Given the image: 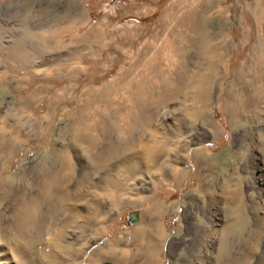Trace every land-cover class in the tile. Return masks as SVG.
I'll return each instance as SVG.
<instances>
[{"label": "rangeland", "instance_id": "obj_1", "mask_svg": "<svg viewBox=\"0 0 264 264\" xmlns=\"http://www.w3.org/2000/svg\"><path fill=\"white\" fill-rule=\"evenodd\" d=\"M174 2L0 0L1 186L28 192L62 165L65 171L63 161L84 166L55 182L49 202L59 197L62 203L43 208L47 227L41 233L29 224L28 239H5L24 264H98L99 254L106 255V242L100 248L99 239L122 235L126 210L146 200H161L170 210V239L158 264H226L241 252L250 264H264V101L237 98L246 110L237 127L227 121L225 108L237 102L226 95L233 89L231 74L256 37L264 46V0H222V20L207 26L214 36H227L231 52L203 112L192 90L195 78H190L213 72L202 60L200 35H191L183 64L170 62L168 50L161 62L156 60L159 64L149 61L159 55L162 40L174 27ZM164 12L168 15L162 23ZM158 30L161 37L149 47L150 32ZM120 69L143 78L154 99L134 110L124 102L106 106V133L90 154L78 106L103 79L122 84ZM126 96L117 94L116 99L125 101ZM249 102L257 112L250 111ZM213 237L216 242L206 248Z\"/></svg>", "mask_w": 264, "mask_h": 264}, {"label": "bare ground", "instance_id": "obj_2", "mask_svg": "<svg viewBox=\"0 0 264 264\" xmlns=\"http://www.w3.org/2000/svg\"><path fill=\"white\" fill-rule=\"evenodd\" d=\"M171 10H173V13H172L170 21H171V24L174 22V27L170 30L171 34L169 37L166 35L167 37H164L165 39L162 40L163 46L161 47L162 50L158 51L159 55H157V54L152 55V58L149 61L155 65L156 64L155 61L164 57L165 51L168 50L170 53V62H172L173 64H176V66L183 64L182 61L184 60V53L186 51H188V49H190V47H192L191 46L192 45L191 35L193 33H195L196 35H200L204 39V41H200V44H202V49H203L202 60L208 61L209 66H210V70H212L213 72L210 71L209 72L210 75L207 74V72L206 73L205 72L204 73L199 72L198 75H195L196 73H194L192 75L193 77L190 75V78H195L193 82L191 81V83H193V86H194L192 90H195L197 92L196 94H194V97L197 96V98H198L200 110L198 108L196 110H199V112H201V111L203 112L204 110H206L205 108H207V106H208V103H209L208 97L210 94H212L211 88L213 87V84L219 83L217 81L218 77H216V74L220 73L219 69L223 65V62L226 61L225 56H226L227 52H229V53L231 52V51H229V49H230L229 43L225 42V39H227V36L225 37L223 32L220 33L219 36H216V35L214 36L213 32L210 33L208 31V29H210V28L207 29V26H209V24H211L214 20H215V23L217 26H218V23L222 20V16L224 14L223 3H222V0H175V2L173 3V9H171ZM166 15H168V12L163 13L162 18H161L162 23H164V21L166 20V17H165ZM165 27L166 26H162V28H164V29H165ZM214 29H216V28H214ZM241 32L243 33L244 31L241 30ZM150 34H151L150 38L152 41H151V43L148 42L147 45L149 47H152L153 43H155L157 41V39L161 37L162 32L160 30H158V32L156 34V33H153L151 31ZM221 35L224 38L222 41H220ZM100 41H98V42H100ZM156 62H158V61H156ZM160 62H161V59H160ZM157 64H159V62ZM100 66H101V64H100ZM158 68H160V67H158ZM173 69L176 71L178 69V67L173 68ZM246 69H248V70H246ZM121 73H122L121 75H123V77H124V79H123L124 81H122V84L121 83H107V79H103V81H102L103 85L101 87H99L98 89H94L92 87L93 89L87 94V97L85 98L84 102H82L81 106H78V110H77L78 114L77 113L76 114L79 115L80 118H82V116H83V118H82L83 119L82 129L85 130L84 132L88 134L87 135L88 137L90 136V143L92 145L91 147H88L90 154H94L97 151L96 150V147H97L96 145L98 144L97 142L99 139H102L101 136H103L104 132L106 131L105 130L106 106H108L110 104L111 105L112 104L113 105L118 104V105L123 106L122 104L125 103V105L129 104L128 106H129L130 110H134L135 108L139 109V107L142 105H143L142 107H144V105L146 106V104H148L150 100L154 99L153 96L149 95L151 90L150 91L147 90L148 87L146 86V82L143 80V78L138 79L137 78L138 75L136 77L130 76L129 70H126V71L121 70ZM177 73H178V70H177ZM255 76H257L256 78L259 79L258 84H257L258 86H254L255 81L253 79ZM59 77L60 76H58V78ZM208 81H209V86H208ZM252 82H254L253 85L251 84ZM210 83H211V86H210ZM230 84H231L230 88H233V89L230 90L228 88L226 95L229 97V99H231V101L233 99V101H237V102L234 103L235 105L231 106V108L229 106H227L226 109L228 110V113H229L228 116H229L230 124L233 127H235L237 124H239V121L244 118V116H245L244 113L246 112V110L243 109V106L240 107L241 106L240 103L242 100L237 99V98H239V97L243 98V96H244L246 99L250 100V102L251 101L255 102V101H260V100L264 101V46L259 41V39H257V37L255 38L254 43L250 45L248 53H246V55H245V58L238 64L236 69L233 71V74H231V82L229 83V85ZM247 84L249 85L248 86L249 91L245 92V94H244L243 88L247 87ZM172 85H173V82H172ZM235 85H237V90L234 89ZM117 94H119V95L120 94L121 95L122 94H125V95L128 94V97L126 96L124 98L125 101L121 98H120L121 100H118V99H116ZM158 95H159V93H158ZM35 96L36 95H34V97ZM58 96L60 97V95H58ZM113 96H115V98ZM52 97H53V95H52ZM19 103H20V101H19ZM173 103H174V101H173ZM252 103H250V106H249L251 108L250 111L253 112V111L258 110V109H256L257 107L255 108L254 105H252ZM258 103H260V102H258ZM31 104H33V103H31ZM20 107H24V106H20ZM23 109H20V110L23 111ZM74 110H76V109H74ZM77 111H75V112H77ZM192 112H193V110H192ZM72 113H74V112H72ZM137 113H138V111H137ZM137 113L134 112V114H132V117L134 115H137ZM74 114H73V117H75ZM80 121H81V119H80ZM132 121H133V119H132ZM126 126H125V128H126ZM129 127H131V126L129 125ZM153 149H155V148H153ZM103 150H105V149H103ZM151 151L153 152V150H151ZM196 155H197V156H195L196 159L199 156L201 157L200 152H198ZM138 156H140V155L138 154L137 157ZM133 159H135V158H133ZM129 161L127 160V162H129ZM63 162H61V164H65V168H67L65 171H64V168L62 167L63 165L61 166V164L58 163L61 167L59 170L56 171L57 173H54V174H56V175H54L55 177L52 175L53 176L52 178H50V176H48L50 179L49 178L45 179V178H43L44 176L42 175L43 177H41V178H43V179L40 180L41 182L38 180L40 183L37 181L38 184L35 185L34 190L31 189L32 191L30 190V191L26 192V190L23 191L21 188L12 187L11 184H5L3 186H1V184H0V264H22L23 263L22 260L19 259L20 257H18L15 254L16 253L14 251L15 248L12 249V246H10V244L8 246L5 244L6 243L5 239L7 238V236H11L12 238H14V235H17L23 239L27 238L28 230H29V224H32V225L36 224L37 226H34L35 229L38 227L37 230L40 231V233H41V230H43L44 228L47 227L46 226V220H47L46 216L47 215H46V212H44L43 208L44 207L48 208V206H50L49 203H53V202H54V207H56V204L59 202V199H62L59 197H57L58 198L57 199L55 197L56 200H58V202H56L55 199L52 202L51 201L49 202V200H52V199H50V197L52 196V198H53V196L55 194V193H52L53 191H51V189L55 186V182L57 181L58 178L60 180V176L66 177L65 175L67 173H69V174L74 173V171L79 170V168L81 169L82 167H84L80 163V166L78 168V165H76L72 160H69V159L67 160V162L66 161H63ZM138 163H139V161H138ZM58 164H57V166H58ZM122 164H121V167L123 166ZM131 164H132V162H131ZM137 165L139 166V164H137ZM52 166H54V165H52ZM115 166H117V164ZM7 167H9V166H7ZM121 167L119 168V166H118V168L117 167L116 168L121 169ZM123 167H125V166H123ZM158 167H160V166H158ZM3 172H2V175H3ZM46 173H48V172H46ZM38 175H40V174H38ZM45 177H47V176L45 175ZM64 177H63L62 181L64 180ZM68 177H69V175H68ZM76 178H78V177H76ZM111 179H112V177H111ZM63 183H64V181H63ZM63 183L61 182V184H63ZM74 183L76 184L77 182H74ZM64 184L61 187H64ZM76 189H77V187H76ZM68 191H69V189H68ZM73 191H74V189H73ZM67 192H65V193H67ZM75 193H77V190ZM70 194L72 195V193H70ZM61 196L63 197V195H61ZM61 203H62V201L60 200L59 204H61ZM54 207H52V208H54ZM221 219H220V217H218L216 222H215V225L219 226ZM29 233H30V231H29ZM42 234H43V231H42ZM73 235H75L74 232H73L72 236ZM42 242H44V241H42ZM215 242H216V238L213 237V240L209 241V245L206 248H211V246ZM46 244H47V242H46ZM23 245L25 246V244H23ZM29 245H26L25 247H27ZM36 245L37 244H35V246ZM204 250H205L204 254L208 257L209 255H207V253H208L207 249H204ZM241 253L236 254L232 259H229V262H227L226 264H250L249 261L251 259L248 261L249 258L247 259V255L241 254ZM39 260H37V261L40 262ZM199 262H201V264H203V262L201 260L198 261V264H200ZM254 263H255V261H254ZM38 264H40V263H38Z\"/></svg>", "mask_w": 264, "mask_h": 264}, {"label": "crops", "instance_id": "obj_3", "mask_svg": "<svg viewBox=\"0 0 264 264\" xmlns=\"http://www.w3.org/2000/svg\"><path fill=\"white\" fill-rule=\"evenodd\" d=\"M233 105H235L233 102L228 104L230 108ZM109 107L111 106L109 105ZM228 115L227 121L230 124ZM199 157H197V162ZM134 206L126 210V227L122 229V235H111L106 240L104 239L106 237L99 239L100 248L106 242L104 249L106 255L99 254L98 264H158L163 247L170 239L166 224L170 210L164 206L161 200H151L150 202L146 200L142 201L139 207ZM131 211L138 212L137 222L134 225L129 220ZM85 256H83V260Z\"/></svg>", "mask_w": 264, "mask_h": 264}, {"label": "water", "instance_id": "obj_4", "mask_svg": "<svg viewBox=\"0 0 264 264\" xmlns=\"http://www.w3.org/2000/svg\"><path fill=\"white\" fill-rule=\"evenodd\" d=\"M137 218H138L137 211H131L129 213V220L131 221L132 225H134L137 222ZM104 264H110V263H104Z\"/></svg>", "mask_w": 264, "mask_h": 264}]
</instances>
